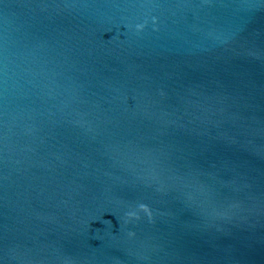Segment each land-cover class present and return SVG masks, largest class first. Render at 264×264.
<instances>
[{
    "label": "water",
    "instance_id": "95a60500",
    "mask_svg": "<svg viewBox=\"0 0 264 264\" xmlns=\"http://www.w3.org/2000/svg\"><path fill=\"white\" fill-rule=\"evenodd\" d=\"M0 264H264V0H0Z\"/></svg>",
    "mask_w": 264,
    "mask_h": 264
},
{
    "label": "clouds",
    "instance_id": "9594fccd",
    "mask_svg": "<svg viewBox=\"0 0 264 264\" xmlns=\"http://www.w3.org/2000/svg\"><path fill=\"white\" fill-rule=\"evenodd\" d=\"M127 215L131 218V217H135L136 216V212L135 211H130L127 213ZM129 235L132 236L134 235V233L129 232Z\"/></svg>",
    "mask_w": 264,
    "mask_h": 264
}]
</instances>
